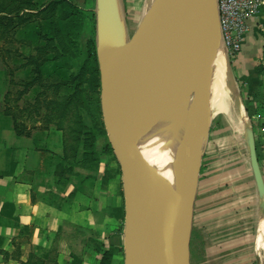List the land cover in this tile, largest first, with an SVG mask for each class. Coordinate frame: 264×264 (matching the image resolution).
<instances>
[{"label": "rangeland", "instance_id": "rangeland-1", "mask_svg": "<svg viewBox=\"0 0 264 264\" xmlns=\"http://www.w3.org/2000/svg\"><path fill=\"white\" fill-rule=\"evenodd\" d=\"M48 1L50 0H36V4L43 6ZM86 1L67 0L65 9L71 10L69 16L73 34H77L79 30L80 17L76 10L71 8L70 2ZM151 1L116 0L118 16L119 19L121 16L125 17L128 36L135 30ZM59 15L58 10L55 17L64 29L67 22L59 19ZM98 15L101 17L99 9ZM213 25L214 45L221 57L227 81L233 87L235 101L244 118V126L240 130L233 128L221 111L208 113L204 120L202 132L196 140L197 156H200V159L194 178L190 212L188 209L186 218L181 220L184 238L180 242L183 246V256L185 255L183 263L260 264L263 247L257 241V231L259 233L260 224L264 223V192L259 193L255 184L249 156V141L252 139L255 145L264 181V80L258 90L247 88L243 82H238L232 61L234 56L229 58L224 55L217 25L215 22ZM52 27L50 17L38 14L29 23L18 25L11 35L0 39V113L13 120L22 132L29 133L34 129L54 126L53 120L58 119L59 112L51 111L50 99L55 95L62 96L70 92L71 82H62L77 72L85 57V39L82 35H73V40L67 43L70 52L59 57L53 56L51 44L46 45L45 62L41 66V83H34L23 92L25 82L31 79L34 72L29 66H19L24 59L17 55V52L22 55L37 54L36 46L44 45L45 38L52 36ZM210 58L212 56L206 53L199 66L201 75L190 78L183 84L185 97L195 101L192 106L194 120H197L196 117L198 118L200 113L197 104L199 87L204 85V92L208 90L210 79L204 80L203 77L206 63L211 65V71L215 70L214 61ZM175 68L173 66V70ZM203 98L209 103L207 93ZM79 110L84 121L83 130L92 133L87 139L88 142L92 141L91 149L94 153L88 161L82 162L80 154L73 157L69 151L70 157L61 164L64 165V171L57 182L60 185L67 183L75 186L82 200L94 197L98 201L96 209L100 210L103 217L110 216V202L116 204L117 230L121 241L117 250L118 263L123 264L124 207L120 167L112 149L103 150L107 138L98 134L96 127L99 119L102 121L99 97L97 100L96 94L87 87L82 92ZM53 114L56 116L51 119ZM164 127L163 124L157 131L159 149L165 142ZM85 136L86 134H83L81 138Z\"/></svg>", "mask_w": 264, "mask_h": 264}, {"label": "crops", "instance_id": "crops-1", "mask_svg": "<svg viewBox=\"0 0 264 264\" xmlns=\"http://www.w3.org/2000/svg\"><path fill=\"white\" fill-rule=\"evenodd\" d=\"M246 23L234 73L258 90L264 80V0ZM63 162L61 129L49 125L18 134L0 113V264H101L107 258L119 264L116 204L110 202V216L103 217L94 197L82 200L75 186L60 185L55 168Z\"/></svg>", "mask_w": 264, "mask_h": 264}, {"label": "water", "instance_id": "water-1", "mask_svg": "<svg viewBox=\"0 0 264 264\" xmlns=\"http://www.w3.org/2000/svg\"><path fill=\"white\" fill-rule=\"evenodd\" d=\"M98 9L104 13L103 24L110 31L112 40L118 42L104 69L97 55L102 123L121 172L123 264H184L181 240L171 225L153 173L135 142L132 97L147 64L177 36L197 10L202 9L210 16L213 30L215 22L222 43L216 0H152L130 36L125 17L119 19L117 14L116 0H96V49ZM203 86L197 92L199 115L204 104ZM249 156L256 187L259 193L264 192L263 176L252 139L249 141ZM199 159L197 156L194 178Z\"/></svg>", "mask_w": 264, "mask_h": 264}, {"label": "bare ground", "instance_id": "bare-ground-1", "mask_svg": "<svg viewBox=\"0 0 264 264\" xmlns=\"http://www.w3.org/2000/svg\"><path fill=\"white\" fill-rule=\"evenodd\" d=\"M99 14L97 54L104 69L117 49L118 42L112 40L110 31L105 28L101 9ZM206 53L212 56L210 59L214 61L215 70L211 71V65L206 63L203 77L204 80H210L208 90L203 95L207 93L209 103L207 99L203 100V111L194 120L192 106L195 101L185 97L183 84L201 75L199 66ZM173 66L176 67L174 70ZM213 111L223 112L233 128L243 129V117L235 101L233 87L227 81L221 57L214 45L212 21L206 12L199 9L177 36L150 60L132 97L135 142L153 173L171 225L180 240L184 238L181 220L187 216L194 186L193 173L198 152L196 140L202 132L205 118ZM163 124L165 142L159 149L157 131ZM262 228L263 225L257 240L263 247L260 264H264Z\"/></svg>", "mask_w": 264, "mask_h": 264}, {"label": "trees", "instance_id": "trees-1", "mask_svg": "<svg viewBox=\"0 0 264 264\" xmlns=\"http://www.w3.org/2000/svg\"><path fill=\"white\" fill-rule=\"evenodd\" d=\"M68 5L67 0H50L41 5L36 4V0H0V39L11 35V32L22 24L29 23L38 14L48 16L51 18L52 36L45 38L44 45H37V54L30 53L28 55H20L24 61L19 64L20 67L29 66L30 70L34 72L29 81L25 82L26 87H23V92L27 91L34 83H41V66L45 62V46L51 44L53 50V56L59 57L64 54H68L69 47L68 41L73 40V35H82L85 39V57L83 62L78 68L77 72L69 77L67 81L62 82L66 84L71 82L70 92H67L62 96H54L50 99L52 104L51 111L59 112L57 120H53L54 127L61 129L62 131V146H63V159L68 160L70 157L69 151L73 157H77L80 154L82 162L88 161L93 155L94 151L91 149L92 141L88 142V139L92 133L91 131H84V121L79 110L81 104L82 92L87 87L90 91L96 94L97 100L100 92V68L99 60L97 57L96 49V0H87L83 3L70 2L71 8L76 10L80 17L79 30L77 34L72 33V24L70 25V12L71 10L65 9ZM35 9V10H34ZM59 10V19L66 21L61 28L59 20L55 17V13ZM65 30V31H64ZM60 108V111L56 109ZM55 118V114L52 115ZM49 119V121H51ZM13 127L18 134L24 133L20 131L14 121L12 120ZM98 134L106 136L105 129L102 121L99 119V123L96 126ZM27 133V132H26ZM86 134L82 139L81 136ZM107 138V137H106ZM81 147V151H80ZM104 151H110L111 146L106 140L103 145ZM64 165H58L55 168V174L57 176L62 175L64 171ZM111 252L106 251L103 255L107 256ZM101 264H109L108 258ZM26 264H42V261H29ZM52 264H56L55 261Z\"/></svg>", "mask_w": 264, "mask_h": 264}, {"label": "built area", "instance_id": "built-area-1", "mask_svg": "<svg viewBox=\"0 0 264 264\" xmlns=\"http://www.w3.org/2000/svg\"><path fill=\"white\" fill-rule=\"evenodd\" d=\"M263 0H216L222 43L228 57L235 56L247 31V18L256 13Z\"/></svg>", "mask_w": 264, "mask_h": 264}]
</instances>
